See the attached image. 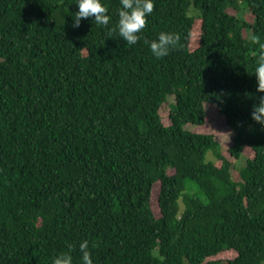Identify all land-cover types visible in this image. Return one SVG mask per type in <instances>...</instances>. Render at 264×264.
<instances>
[{"label": "trees", "instance_id": "16d2710c", "mask_svg": "<svg viewBox=\"0 0 264 264\" xmlns=\"http://www.w3.org/2000/svg\"><path fill=\"white\" fill-rule=\"evenodd\" d=\"M75 3L0 0V264H81L83 240L93 264H264V0H154L134 45L119 0L79 28ZM161 31L178 40L155 58ZM212 108L233 160L185 129Z\"/></svg>", "mask_w": 264, "mask_h": 264}, {"label": "clouds", "instance_id": "9594fccd", "mask_svg": "<svg viewBox=\"0 0 264 264\" xmlns=\"http://www.w3.org/2000/svg\"><path fill=\"white\" fill-rule=\"evenodd\" d=\"M120 8L118 12V22L116 29L119 37L125 42V45H134L140 39L139 33L145 28L147 17L152 14L154 9V0H119ZM77 11L72 16L73 28H79L82 18H91L96 25L107 26L110 22L108 8L102 3V0H76ZM178 40V36L172 32L161 31L157 38L146 43L151 54L155 58H162L169 54ZM253 42H258L253 37ZM264 49V43L259 44ZM254 75L257 80V91L264 93V51L258 57ZM251 119L264 126V95L259 97V103L254 105L251 111ZM71 249V245L68 246ZM81 253V264H93L88 249V241L83 240L79 243ZM51 264H73V257L70 252H61L52 258Z\"/></svg>", "mask_w": 264, "mask_h": 264}, {"label": "rangeland", "instance_id": "374dc122", "mask_svg": "<svg viewBox=\"0 0 264 264\" xmlns=\"http://www.w3.org/2000/svg\"><path fill=\"white\" fill-rule=\"evenodd\" d=\"M244 13L249 15L248 11H244ZM241 14H243V13H241ZM249 18H251V20H253L252 17H249ZM174 101H175V97L174 96H169L166 104H163L161 106L160 114H161V116L163 118V121H164V123L166 125L170 124L169 115H170V112H171L172 105L174 104ZM208 107H210L209 104L206 105V110H207ZM207 115H208V118H207V122H206L205 127L194 129V127H197V126L192 125V124H188L185 127V129L186 130H193L194 132H197V133L215 135V137L220 141L223 153L227 156V158L229 160H233L232 157L228 153V149L232 145V142H231V130L229 128H226L223 118L218 114V112L214 108H212L210 110L208 109ZM245 155L251 156L252 153H251V151H250V153L247 151L245 153ZM213 159H214L213 154L209 153L208 156H207V160H213ZM245 160L246 159L243 157L242 159H240L237 162L236 166H238V168L242 167L244 165V163H245ZM156 184H159V183H156ZM193 193H196L197 195H199L197 189H194ZM154 208H156L155 205H154ZM230 256L231 255L228 254L227 258L230 257Z\"/></svg>", "mask_w": 264, "mask_h": 264}]
</instances>
